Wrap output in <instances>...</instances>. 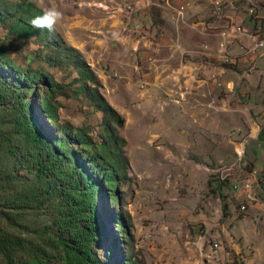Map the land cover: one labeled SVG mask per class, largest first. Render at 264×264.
<instances>
[{
  "label": "rangeland",
  "instance_id": "1",
  "mask_svg": "<svg viewBox=\"0 0 264 264\" xmlns=\"http://www.w3.org/2000/svg\"><path fill=\"white\" fill-rule=\"evenodd\" d=\"M24 1L44 13L50 9L58 11L60 19L54 31L35 28V34L21 40H14V34L8 33L7 21L1 22L0 49L16 67L40 73L51 86L46 96L54 116L51 120L46 121V114L42 109L39 111L40 95L42 104V93L47 91L42 82L33 85L38 94L32 100L34 112L40 124L48 129V136L53 135L57 140L66 134L72 139L85 138L91 143L93 154L102 158L107 173L111 171L115 175L117 199L109 198L106 190L105 197L98 199L104 228L101 245L95 249L100 262H104V254L108 253L112 264H264V213L256 219L251 215L246 218L250 208L247 202L253 199L255 202L257 197L253 194L250 199L246 197L245 204L233 216L228 206L234 203L237 210L239 201L225 193L229 189L227 182L235 172L237 178L249 177L251 173L256 179L264 178V137L246 142L234 156L229 154L230 147L215 148L206 163L203 158L208 147L200 133L195 130L194 136L185 138L181 134L184 124L180 121L159 123L151 119V107L142 106L134 99L140 92L136 71L121 66L125 53L135 63L139 61L136 55L147 51L142 46L136 51L129 48L136 38L153 39L177 30L187 34L192 23L212 20V0H191L194 4L191 8L185 5L190 0H184V9L178 11L182 12L180 18L175 12L178 25L172 22V9L161 8L162 0H141L146 6L140 10L134 6L137 0H0L2 16L13 15L16 21L24 22L27 17ZM253 1L262 10L254 14L260 17L246 19L245 28L252 33L264 29V0ZM234 2L232 12L246 13L243 0ZM132 4L133 10L128 13L118 10ZM217 31L206 25L204 32L208 37L189 45L190 52L197 63H206L214 70L223 68L222 78L211 75L208 81L215 80L219 88L223 82L236 83L233 99L250 105V94L241 88L251 81L264 83V72L260 73V80L258 74L257 78L255 74H247L251 61L223 64L214 59L217 38L212 34ZM125 36L130 37V42ZM222 48L226 51V47ZM160 54H164V49ZM25 96L30 100L31 92H25ZM98 96L110 111H101ZM12 101L7 94L6 99L0 100V231L37 241L40 235L54 229L56 200L42 194L33 200L29 189H37L40 184L33 170L29 171L31 166L27 161L16 166L15 160L6 154V138H11V144L20 154L26 155L28 150L24 141L15 132L11 133V123L15 120ZM259 103L262 104L261 99ZM169 126H174L170 139L164 134L160 138L151 136ZM76 145L79 146L78 141L68 142V147ZM231 161L241 166L237 168L242 170V177L237 170H224L231 167L228 166ZM13 170L25 180L8 181L6 174ZM216 175L227 182L221 183ZM238 183L245 184L243 180ZM242 206L247 209L240 213ZM117 222L123 224L122 230ZM253 230L261 235L250 242L244 234ZM0 264H3L1 256Z\"/></svg>",
  "mask_w": 264,
  "mask_h": 264
},
{
  "label": "crops",
  "instance_id": "2",
  "mask_svg": "<svg viewBox=\"0 0 264 264\" xmlns=\"http://www.w3.org/2000/svg\"><path fill=\"white\" fill-rule=\"evenodd\" d=\"M162 1V9L164 7L172 9V22L176 25L178 23L174 19L175 12L177 13L181 8L184 9L185 5L188 8L194 5L190 3L191 0L188 3L186 2L185 5L183 4L184 0ZM234 1L214 0L213 2L212 0L210 3L214 8L213 19L199 20L196 24L192 23L187 34H184V31L177 30L171 34L152 37L153 39L140 36L132 42L128 40L129 36H125V39L130 42L128 45L130 49L136 51L140 50L142 46L149 51L142 50L137 54L136 60L139 59V61L135 63H132L131 58L126 53L123 55L121 66L124 70L133 68L132 70L136 71L135 76H137V80L140 83V92L134 96L136 103L139 101L142 106H150L149 114L151 119H155L159 123L164 121L171 123L180 121L181 124L183 123L184 125H181L182 137L190 138L194 136L195 130L198 131L200 133L199 136L205 140L208 147V153L203 158L206 163L210 161L211 154L214 153L215 148L220 146L230 147L229 154L234 156L239 147L245 146L246 142L258 141L261 136L264 137V83L262 81L246 83L241 90L250 94V105L240 104L232 97V93L237 87L236 83L231 81L223 82L222 87L219 88L215 85V80L208 81L211 75L222 78L224 69L219 67L214 70L210 66L208 68L206 63H197L194 53L190 52L192 47L189 45L199 42L203 40L202 38H206L205 36L209 35L204 32L206 25L210 28L218 29L217 32H212V35L217 38V44L220 32L227 31L230 26L239 25L244 28L246 33L238 35L234 39L221 38V43L222 47H226V51H229L233 57H241L243 50L249 45L248 33L250 32L245 28L246 19L260 17V15L250 16L247 12L242 15H236L232 12L236 4ZM243 1L242 5L245 8L246 3L245 0ZM257 4L251 0V8H256V14L257 10H262V7ZM134 6H137L138 10H140L146 5L141 0H137L134 2ZM180 16L178 15L179 18ZM262 17H264V13ZM197 18L200 19V16ZM163 49L164 54H160ZM238 49H240V52H238ZM235 52L238 53L235 54ZM216 54L214 59L222 63L217 53V48ZM247 61H251L248 69L249 73L247 74L250 76L255 74L254 77L256 78L258 74L261 80L260 73L264 72V51L255 54L247 53ZM260 99L262 104L259 103ZM211 103L213 104L210 105ZM239 116L242 117V120L239 119ZM176 132H178V129H176ZM173 133L174 126H169L163 132H155L151 136L160 138L164 134L170 139ZM240 136H242L241 139H237ZM241 155L239 154V158L242 157ZM234 163L237 164L238 160L237 163L236 161ZM228 166H233V162ZM205 170L211 169L205 167ZM253 170H255V166ZM240 172L242 170L237 168V174L242 177ZM235 174L228 180L229 189L225 192L231 194L233 200L239 201L237 210H235L234 203L228 206L233 216H235L234 211L239 212V207L245 204V198L248 197L250 199L252 194L240 196V192L233 190L234 185L232 182H236V186H243L244 183H238V180H243L246 183L255 178L250 176L252 173L249 174V177L242 178L235 177ZM218 178L222 180L220 176ZM258 198L255 202L254 199L247 202L249 203L247 208H250L246 218L251 215L256 219L261 212L264 213V199L260 200ZM250 222L253 225L251 229L255 228L254 220L252 219ZM244 235H246L248 241L253 242L256 239L258 240L261 233L258 230H253L252 233L246 231Z\"/></svg>",
  "mask_w": 264,
  "mask_h": 264
},
{
  "label": "trees",
  "instance_id": "3",
  "mask_svg": "<svg viewBox=\"0 0 264 264\" xmlns=\"http://www.w3.org/2000/svg\"><path fill=\"white\" fill-rule=\"evenodd\" d=\"M24 13L27 17L22 22L16 21L13 15L2 16L0 12V23H9L7 30L9 34H14V40L35 34L36 29L31 21L44 14L28 1H24ZM41 82L47 91L42 93V104L40 95L39 111L42 109L48 121L54 116L46 98L52 89L47 80L40 73H29L16 67L0 49V100L6 99V94L13 100L15 120L11 123V133L15 132L28 146L26 155H22L11 144V138H6V154L15 160L16 166H23L26 161L31 166L29 171L33 170L40 184L37 189H29L33 200L39 199L41 194L56 200V216L52 222L54 229L40 235L39 240L28 241L27 238L0 231L3 264H112L108 253L104 254L105 260L101 263L95 249L101 245L104 229L98 199L105 197V190L109 192V198H116L113 184L115 175L111 171L107 173L102 158L93 154L91 143L85 138L76 136L72 139L66 134L62 140H57L53 135L48 136V129L40 124L32 102L38 94L33 85ZM25 92H31L30 100H27ZM98 102L102 112L110 111L108 104L99 96ZM53 129L56 133V129ZM69 141H78L79 146L68 147ZM6 179L12 182L25 180V177L13 170L6 174ZM42 182H45L44 185ZM117 226L123 229L120 222H117Z\"/></svg>",
  "mask_w": 264,
  "mask_h": 264
},
{
  "label": "built area",
  "instance_id": "4",
  "mask_svg": "<svg viewBox=\"0 0 264 264\" xmlns=\"http://www.w3.org/2000/svg\"><path fill=\"white\" fill-rule=\"evenodd\" d=\"M245 3H246L245 10L247 14H249L250 16L254 15L256 8H251V0H245ZM106 9L107 7H105V10ZM118 10L121 13H128L131 10H133V4L130 5V7H123L121 9L118 8ZM178 15L180 16L181 12H178ZM223 33H229V29H227V31L220 32L218 35L219 41L217 44V53L219 55L220 61L223 64H234L235 62H239V61H247V53L255 54V51L259 50V48H264V29L253 33L250 32L248 33L249 45L243 50L241 57L238 56L233 57L229 53V51H223L222 43H221V34ZM244 33H246L244 28L242 26L237 25L236 34H231V38L234 39L236 36L243 35ZM212 104L213 103H211L210 105ZM238 166L240 165L235 164L233 162V166H231L230 168H224V170H237ZM207 171H211V170H207ZM212 172H214V170H212ZM214 173H219V172H214ZM232 183L234 185V191L240 192V196H244L246 194H254L256 197H260L261 195L262 196L264 195V178H262L261 180L256 178L251 179L250 182H246L243 186H236V182H232ZM246 209L244 211H246ZM244 211H241L240 213H243ZM214 248H218V247H214Z\"/></svg>",
  "mask_w": 264,
  "mask_h": 264
},
{
  "label": "clouds",
  "instance_id": "5",
  "mask_svg": "<svg viewBox=\"0 0 264 264\" xmlns=\"http://www.w3.org/2000/svg\"><path fill=\"white\" fill-rule=\"evenodd\" d=\"M61 14L56 10H48L42 16L35 17L31 23L34 28L47 29L49 32L54 31L57 21Z\"/></svg>",
  "mask_w": 264,
  "mask_h": 264
},
{
  "label": "bare ground",
  "instance_id": "6",
  "mask_svg": "<svg viewBox=\"0 0 264 264\" xmlns=\"http://www.w3.org/2000/svg\"><path fill=\"white\" fill-rule=\"evenodd\" d=\"M237 26L233 25L231 29L229 30V33H223L221 34L222 37H231V34H236ZM264 48H259V50ZM245 208L242 206L241 211H244Z\"/></svg>",
  "mask_w": 264,
  "mask_h": 264
}]
</instances>
